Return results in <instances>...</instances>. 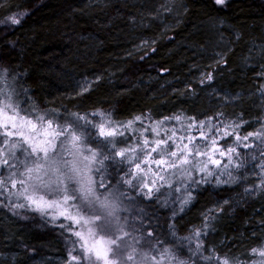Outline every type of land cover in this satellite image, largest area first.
<instances>
[{
  "label": "snow or ice",
  "instance_id": "1",
  "mask_svg": "<svg viewBox=\"0 0 264 264\" xmlns=\"http://www.w3.org/2000/svg\"><path fill=\"white\" fill-rule=\"evenodd\" d=\"M215 4L226 6L227 0ZM0 7L8 12L0 23L19 25L28 14L13 12L9 0ZM218 55L209 67L228 63ZM23 75L0 67V205L15 215L39 214L59 229L63 264H264V240L249 247L245 259L206 245L205 230H213L215 213L224 212L229 200L209 209L186 236L175 224L201 185L245 184L244 195L264 193V116L246 130L251 119L243 110L204 118L181 110L158 119L149 110L118 120L101 108H43ZM214 79L215 69L199 73L201 85ZM92 87L85 78L69 95L83 96ZM186 87L195 93L191 83ZM259 92L264 98V84ZM169 201L172 222L165 220V231L154 205Z\"/></svg>",
  "mask_w": 264,
  "mask_h": 264
},
{
  "label": "trees",
  "instance_id": "2",
  "mask_svg": "<svg viewBox=\"0 0 264 264\" xmlns=\"http://www.w3.org/2000/svg\"><path fill=\"white\" fill-rule=\"evenodd\" d=\"M9 2L13 12L27 9L29 13L13 30L0 29V67L22 72L31 96L43 108H101L118 120L140 113L147 116L149 110L154 119L181 110L200 118L219 111L234 116L243 110L251 119L246 130L256 127V117L264 116L259 92L264 84L259 75L264 72V7L249 0H233L226 9L212 0ZM165 9H174L170 13L174 18ZM7 16L0 7V20ZM165 22L170 23L167 29ZM217 37L224 43L214 48ZM219 53L228 63L209 67ZM205 69H215V79L201 85L199 73ZM85 78L93 84L89 92L69 95ZM189 83L195 93L186 87ZM225 95L231 99L226 101ZM248 179L254 183L257 178ZM244 187L207 184L195 189L196 198L175 218L179 236L193 232L209 209L229 200L222 205L224 212L215 213L213 230H205L206 245L245 259L247 249L264 240V193L244 195ZM154 207L167 231L164 222H172V202L167 207L157 202ZM19 225L14 216L0 210V264H63L66 251L59 229L45 224V230L34 233ZM187 247L185 242L184 254ZM33 248L35 252H30Z\"/></svg>",
  "mask_w": 264,
  "mask_h": 264
},
{
  "label": "rangeland",
  "instance_id": "3",
  "mask_svg": "<svg viewBox=\"0 0 264 264\" xmlns=\"http://www.w3.org/2000/svg\"><path fill=\"white\" fill-rule=\"evenodd\" d=\"M233 1V0H227V5L226 6H220V5H217L218 7L222 8V9H226L228 7V4ZM212 2L215 4V0H212ZM249 2L251 4H253L254 6H257V7H264V0H249ZM25 10V9H23ZM23 10H17L16 12H19V11H23ZM167 16L172 12V13H175L174 9L170 10V11H165ZM29 13V11H28ZM171 17L174 18V16H172V14H170ZM28 14L26 16H24L21 20V23L19 25H16V24H13L11 21H8L7 23H0V29L4 30V31H10V30H13L14 28L20 26L23 21L27 18ZM7 18V17H6ZM6 18L4 20H6ZM161 20H163L161 18ZM170 26V23L168 22H165L163 27L165 29H167L168 27ZM214 34L217 33L216 29H214V27L212 28ZM224 41L219 37L215 38L214 39V48L218 47L220 44H223ZM210 45V44H209ZM0 210L14 216L18 223L21 225H19L20 227H22L24 230L23 231H26V232H29V228H31L32 232L36 233V231H43L45 230V224H48L46 220L42 219L39 214H35V213H31V212H26L25 215H15L13 214V212H11L8 208L0 205ZM40 218V221L41 220H44V224L41 223L40 221H38ZM43 222V221H42ZM49 225V224H48ZM33 233V234H34ZM61 241V244L62 246L65 248L64 246V241L62 239H59ZM32 252V251H30Z\"/></svg>",
  "mask_w": 264,
  "mask_h": 264
}]
</instances>
